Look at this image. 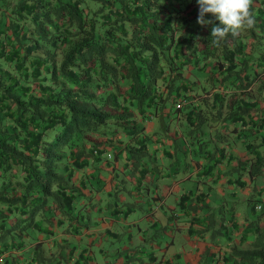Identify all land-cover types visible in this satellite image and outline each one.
Segmentation results:
<instances>
[{
  "label": "trees",
  "instance_id": "obj_1",
  "mask_svg": "<svg viewBox=\"0 0 264 264\" xmlns=\"http://www.w3.org/2000/svg\"><path fill=\"white\" fill-rule=\"evenodd\" d=\"M251 10L254 26L216 47L210 43L211 26L197 23L196 0H0V243L9 239L11 248L20 250L24 236L42 232L57 238L58 253L46 257L35 240L26 264H60L61 248L68 244L65 260L70 262L88 225L75 211L81 186L88 187L85 168L94 172L105 152L118 153L110 140L118 132L108 121L121 122L130 143L119 146L139 156L150 155L139 117L162 123L161 130L158 125L152 131L158 135L169 121H180L184 147L201 158L194 162L204 176L224 159L236 160L252 178L262 176L264 0H252ZM189 66L201 73L200 81L185 73ZM211 128L213 138L205 139ZM91 133L108 138L93 139ZM228 134L242 156L228 150ZM108 164L105 160L107 170ZM216 170L218 175H210L215 182L226 173ZM230 182L243 184L239 175ZM207 192L181 195L180 210L196 214ZM258 192L264 204V185ZM190 199L196 201L188 207ZM113 204L104 214L121 213L122 203ZM46 208L59 215L46 217ZM250 208L254 211L255 204ZM259 218L240 228L234 213L228 216L240 242L249 235L254 241L249 247L231 245L223 264H264V220ZM213 222H200L196 230L202 235L201 225L210 229L213 244L207 243L201 256L209 252L217 264L219 255L211 249L221 244L216 237L231 235L226 220L211 229ZM54 226L69 233L59 235ZM11 259L15 262L6 258L3 264H15L19 257Z\"/></svg>",
  "mask_w": 264,
  "mask_h": 264
},
{
  "label": "rangeland",
  "instance_id": "obj_2",
  "mask_svg": "<svg viewBox=\"0 0 264 264\" xmlns=\"http://www.w3.org/2000/svg\"><path fill=\"white\" fill-rule=\"evenodd\" d=\"M185 73H187L190 77L198 79L200 81V76L201 73L194 67L189 66L185 68ZM256 83L253 84V94L257 95V92L255 90ZM95 90V88H93ZM117 123V124H115ZM120 121L114 122V121H108L107 124L111 125V127H114L116 131L118 132L116 136H113L110 140L112 141V144L116 145L118 147V153L117 157L119 158V162L117 165L119 167H116L115 165V155L113 153L112 149H109V152H105L104 155L102 156V160L100 163H98L99 167H103L104 169L98 170L95 168L97 172V177L93 178L91 180L92 182L89 183V181H86L88 187L81 186V189L85 188L87 191H81V193L78 194L77 200L75 201V211H79V214L84 215V221L88 224L86 228L83 229L82 232L87 231V234H84L83 236L79 237V242L77 243V247L80 245H101L105 249H109L110 252H118L119 250V240H126L124 238V233L119 232L116 237L114 238H108L105 237V234H102L101 230L103 227L101 226L102 224L99 223V220L103 218V214L105 211H108V207L110 205H114V202H118L120 205V211L121 216L123 217L124 212L127 211L129 205L134 209V211L131 213L129 216V219H133L134 217H137V220L141 222L143 218H139L142 216H146V212L149 210V202L152 200H147L148 196V189L149 188H154L155 183L151 181V177L149 176H143V186L141 188H136V176L139 177L141 175L140 169L143 166L141 161H145L148 164L146 165L147 167H151L153 165V169L157 168L158 163L160 162L161 164L164 165L166 170L168 171L169 175L167 177H160L158 180L159 184L157 186L159 193L164 192L169 188V185L172 184H177L181 183L185 187L184 190L187 191L188 189L192 191L200 189L201 186V191L207 192V199H204L203 201H199V208L197 211V214L199 216L206 215L209 216L207 218V221L210 220V218H215V223L213 222L210 225V228L212 229L213 227H216L221 219L226 220V223L228 224V228L230 230V239H227L226 237H222V235H219L216 237V239H219L221 241V244L219 247L214 246L211 248L213 251H216L217 254L219 255L217 259V264H223L222 259L223 255H226V251L230 249L231 245H238L241 247H249L252 245L254 241V237L249 235L246 237V239L242 242H240L239 239V231L235 225L232 224V221L228 219L229 215H232L234 213V219L239 221V227H242V224L245 223V221L249 219H255L257 216H259V221L262 223L264 220V213L262 212L264 204L262 200H259L260 195L258 194L259 192V187L260 185H264V174L262 176H256L254 178L250 177L248 173L238 165L236 164V160L234 159H224L223 162L221 163L220 167L221 168H215L219 169V171H225L221 172L220 178L222 177L221 180L217 179V181H212L210 176L205 175L201 177L202 181H198L197 179L199 178L195 173L192 172L194 169V160L199 159L200 157H195V154L192 156L190 152V147L188 146L185 148V139L181 141L182 148L177 149L175 147L174 153L172 156L168 155H161L160 160H155L153 156L148 157L146 154L139 156L137 154V151L131 153L130 151H126L125 148H121L124 144L130 143L129 139L127 136H124L122 134V127L120 126ZM138 126L143 127V132L146 133V143H147V148L150 153V151H153V147L156 143L158 142L161 136H164L165 134L171 135V136H181V133L184 135L185 131L184 128L182 127V124L180 121H169L167 126L164 127L163 131L161 132L162 134L158 135L154 134L152 131L154 129H157L156 126L159 125L158 130L162 129V123H159V121H155L154 118L144 116L143 118L139 117V120L136 121ZM165 123V122H164ZM186 129V128H185ZM213 129L211 128L210 134L205 135V139H207L209 136L213 138ZM155 137L153 138L152 136ZM93 136V139H103L105 137L108 138L107 135H102L98 133H91ZM183 136V135H182ZM117 137L121 138L117 139ZM228 137L231 140V145L227 146L229 151H232L235 156H242L244 154V151L241 147L237 146L238 144L234 142L233 140V135L228 134ZM121 143V144H120ZM224 143H220V145H223ZM122 145V146H119ZM178 145V143H177ZM188 152V155H186V150ZM190 152V153H189ZM141 157V158H140ZM125 159L127 162L125 163ZM108 160L110 168L107 170L106 166H104V161ZM103 162V163H102ZM124 162V163H123ZM137 162H139V166L136 165ZM123 163V164H122ZM120 165L124 166L125 168H120ZM136 165V167H135ZM238 165V166H237ZM114 166V168H113ZM234 168L232 169L233 167ZM118 168V169H117ZM161 167L158 170L159 173H161ZM225 169V170H223ZM115 171L117 172L113 174L112 172ZM150 172V171H149ZM151 173V172H150ZM89 175L87 178L91 179V177L94 175L88 173ZM109 174H111L109 176ZM192 174L191 180H188L187 182L183 180V177L185 175ZM239 175L240 179L243 181V184L237 185L235 183L227 181L228 178L233 179L234 177H237ZM228 176V178L226 177ZM223 177L227 178L226 181H224ZM176 180V181H175ZM175 181V182H174ZM108 183L111 185V189H106L105 184ZM77 185V184H76ZM100 188V189H98ZM140 190V191H138ZM178 191H173L172 195H170V198L175 197L180 193V187L177 189ZM140 192H143L144 196H140ZM196 192H194L192 195H194ZM130 194V195H129ZM253 197L254 199H251L250 197ZM98 198H102V201L99 202ZM142 201L139 202L138 199H142ZM171 201V200H170ZM196 199H190L186 202L187 206H190V202H194ZM250 203L255 204V210L252 211L250 208ZM141 204V205H138ZM176 207L178 210H180V205L177 203ZM79 208V209H78ZM43 212H39L38 218ZM55 213V214H53ZM46 217H52L53 215L57 216L59 215L58 211L53 212L52 210H49L46 208L45 212L43 213ZM102 215V216H101ZM104 215H109V214H104ZM113 215V214H112ZM97 216H101L96 222L95 219ZM54 220V218H53ZM214 221V220H213ZM99 223V224H97ZM97 224V225H96ZM116 228H119V224L115 225ZM136 226V224H135ZM143 226V225H142ZM201 232L205 231L207 234V242L212 245L213 242L210 241V229H207V227H204L201 225ZM54 230L56 233L60 234H68V230H62L60 227L54 226ZM117 231V229H116ZM119 231V230H118ZM81 232V233H82ZM95 233H98L97 236H95ZM196 234V233H195ZM94 235V236H93ZM145 237V236H144ZM23 239L25 240V245L20 250H17L16 248H11V244L9 242V239L6 241V244L0 243V264H3L4 259H9V263H14V259H11V255H17L19 257L18 261H16L15 264H26L27 263V258L29 255L30 250L32 249L35 240L36 241H41V248L43 250V253L46 257H49L50 255H53L51 259H54L56 257L58 251L56 245V237L48 236L42 232H36L33 231L30 233L29 236H24ZM154 240V242H153ZM158 240V242L164 241V238H161L160 235L157 233L154 235L153 238H150L149 243H155V241ZM140 244V243H139ZM69 246L66 245V247L61 248V263L60 264H65L66 260L65 257L67 256L66 249ZM135 251V249H132ZM204 247L202 248L200 252V258H199V264H214L215 261L211 260V255L208 253H205L206 256L203 257L201 256V253L203 252ZM156 251L159 253H162V249L157 248ZM111 256V255H109ZM119 257H123V254H120ZM230 261H228L226 264H229ZM51 264H56L55 262H52ZM67 264V263H66Z\"/></svg>",
  "mask_w": 264,
  "mask_h": 264
},
{
  "label": "crops",
  "instance_id": "obj_3",
  "mask_svg": "<svg viewBox=\"0 0 264 264\" xmlns=\"http://www.w3.org/2000/svg\"><path fill=\"white\" fill-rule=\"evenodd\" d=\"M152 137L154 138V136ZM182 138L186 140V135H184V133H181V136L178 135L174 137L167 134L161 136L159 141H156L153 151L151 150L150 155L147 156H153L155 160H160L161 155L163 154L172 156L175 147H177V149L182 148ZM175 143H178V145H175ZM186 155H188L187 150ZM118 159L119 158L115 155L116 167H119L117 165L119 162ZM124 162L126 163L127 160L125 159ZM140 163L148 164L144 160ZM153 165H151V167H147L145 169L146 172L144 173V169L141 168V170H139L141 175L139 177L136 176V188H141L143 186V176L151 177V181L155 183V187L149 188L147 192V200H152V202H149V210L146 212V216L139 217L143 218V220L139 222L137 217H134L132 220L129 219V216L134 211L132 207H129L131 210L127 209V213L125 212L123 217L121 214H109L108 216L103 214V218L99 220V223H101V226L103 227L101 229L103 230L102 234H105V237H108L109 239L111 237L114 238L119 232H123V237L126 239L128 238V242L122 239L119 240L120 246L117 250L122 249L121 254H123V257H119L120 253H117L116 251L111 253L109 249H105L101 245H80L75 248V251L73 252L74 255L71 256V260L67 264H199L200 252L202 248L207 245L208 240L205 232L201 235L196 229L199 228L200 222H203L204 225L207 223V216H200L202 221H198L195 219V217L199 216L197 213L193 215H186L182 210H178L176 204L178 203L181 195L189 193L193 190L188 189L185 191V183L184 185L181 183L169 185V188L166 191L159 193L157 188L159 184L158 180L161 176L162 178L167 177L169 173L160 162L155 169H153ZM194 165L195 167L192 172L199 177L197 180L200 182L202 181L201 177L204 176V172L201 171L203 168H198L195 162ZM90 167L91 166H87L85 170L86 172L92 174L96 170H94V172H92L93 170L90 172ZM160 167L162 168L161 173L158 172ZM120 168L122 169L125 167L120 165ZM97 169L100 170L104 168L98 166ZM114 173L117 174V172L113 171L112 176ZM211 174L218 175V171L215 169L207 175L210 176ZM110 175L111 174H109V176ZM191 175L192 174L185 175L183 180L186 182L191 180V177H193ZM226 177L228 178V176ZM226 177H223L224 181H226ZM72 180L75 184H79V182H81V179L77 176V174L73 176ZM85 181H89V178H85ZM227 181L230 182V178H228ZM110 186L111 185L108 183L105 184V187L108 190L111 189ZM178 187H180V193L175 197L170 198L173 191H178ZM84 191L87 190L84 189ZM200 191L201 186L200 189L192 191L191 193H197ZM140 196H144L143 192H140ZM208 197H206V199ZM138 200L140 202L143 198ZM98 201L101 202L102 198H98ZM116 224H119V228H116L117 231L114 229ZM109 232H112L113 234L109 235ZM157 233L161 238H164V241L158 242V240H156L154 244L151 242L149 243L150 238H153ZM84 234H87V231L82 232L80 236H83ZM97 235L98 233H95V236ZM157 248L162 249V253L156 251ZM132 249H135V251ZM76 258H79V262L74 263L73 260ZM85 260H88V263L84 262Z\"/></svg>",
  "mask_w": 264,
  "mask_h": 264
},
{
  "label": "clouds",
  "instance_id": "obj_4",
  "mask_svg": "<svg viewBox=\"0 0 264 264\" xmlns=\"http://www.w3.org/2000/svg\"><path fill=\"white\" fill-rule=\"evenodd\" d=\"M199 6L197 23L211 26L210 43L219 47L229 35L237 37L254 26L252 0H196ZM206 14H211L206 18ZM219 23H216V22Z\"/></svg>",
  "mask_w": 264,
  "mask_h": 264
}]
</instances>
